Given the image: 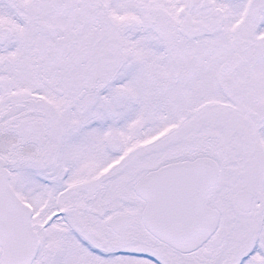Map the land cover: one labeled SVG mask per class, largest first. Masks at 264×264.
<instances>
[{
  "label": "snow or ice",
  "instance_id": "snow-or-ice-1",
  "mask_svg": "<svg viewBox=\"0 0 264 264\" xmlns=\"http://www.w3.org/2000/svg\"><path fill=\"white\" fill-rule=\"evenodd\" d=\"M0 264H264V0H0Z\"/></svg>",
  "mask_w": 264,
  "mask_h": 264
}]
</instances>
